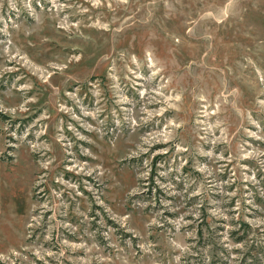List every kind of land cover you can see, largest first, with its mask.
Wrapping results in <instances>:
<instances>
[{"label":"rangeland","instance_id":"rangeland-1","mask_svg":"<svg viewBox=\"0 0 264 264\" xmlns=\"http://www.w3.org/2000/svg\"><path fill=\"white\" fill-rule=\"evenodd\" d=\"M0 264H264V0H0Z\"/></svg>","mask_w":264,"mask_h":264}]
</instances>
